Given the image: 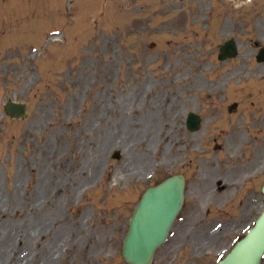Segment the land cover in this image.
<instances>
[{"label":"rangeland","instance_id":"1","mask_svg":"<svg viewBox=\"0 0 264 264\" xmlns=\"http://www.w3.org/2000/svg\"><path fill=\"white\" fill-rule=\"evenodd\" d=\"M230 3L0 0V264H125L136 198L176 173L186 202L154 264H213L243 236L264 204V65ZM230 36L240 55L219 62ZM250 150L262 173L242 186Z\"/></svg>","mask_w":264,"mask_h":264},{"label":"water","instance_id":"2","mask_svg":"<svg viewBox=\"0 0 264 264\" xmlns=\"http://www.w3.org/2000/svg\"><path fill=\"white\" fill-rule=\"evenodd\" d=\"M219 60L237 55L233 41L220 48ZM6 113L11 118L20 119L26 114L21 103L8 100ZM118 157V153L115 154ZM184 179L174 176L156 187L148 188L133 214L130 228L124 238L121 255L129 264H151L155 249L168 236V232L183 203ZM264 192V187H263ZM232 252L219 264H259L264 253V211L254 228L246 234Z\"/></svg>","mask_w":264,"mask_h":264},{"label":"flooded vegetation","instance_id":"3","mask_svg":"<svg viewBox=\"0 0 264 264\" xmlns=\"http://www.w3.org/2000/svg\"><path fill=\"white\" fill-rule=\"evenodd\" d=\"M245 1H246V3H247L249 6H251V7L254 6L253 8H251L250 12L255 13V14H256L257 8H259V7H261V6H264V0H245ZM261 11H262V9H261ZM255 18H256L257 23H258L259 25H261V26H259V27H260V28L264 27V25H263V23H262L263 18L261 17V15H259V16H255ZM260 34H261V35H264V31H260ZM232 113H236V110H234Z\"/></svg>","mask_w":264,"mask_h":264},{"label":"bare ground","instance_id":"4","mask_svg":"<svg viewBox=\"0 0 264 264\" xmlns=\"http://www.w3.org/2000/svg\"><path fill=\"white\" fill-rule=\"evenodd\" d=\"M254 156L255 157H251V164L253 166V173L259 169V166H258V164L256 162L257 161L256 160L257 155L255 153H254ZM50 263H51V259L49 257V258L46 259V263L45 264H50ZM1 264H3V263H1Z\"/></svg>","mask_w":264,"mask_h":264}]
</instances>
